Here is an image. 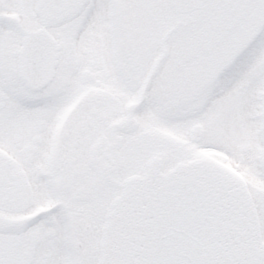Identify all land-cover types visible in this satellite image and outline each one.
Returning <instances> with one entry per match:
<instances>
[{
  "label": "flooded vegetation",
  "instance_id": "flooded-vegetation-1",
  "mask_svg": "<svg viewBox=\"0 0 264 264\" xmlns=\"http://www.w3.org/2000/svg\"><path fill=\"white\" fill-rule=\"evenodd\" d=\"M88 2L82 11H53L48 0H0V264H100L125 182L150 165L168 172L199 155L152 122L147 105L196 97L202 75V93L218 89L223 68L213 61L202 72L195 56L209 41H220L223 58L250 55L264 40V0H206L190 14H178L171 0ZM204 11L217 14L219 38L213 17L203 35L194 29ZM34 31L53 39L58 57L52 79L31 90L18 66L22 41ZM189 58L198 59L194 84L174 75ZM246 127L238 152L253 167L249 197L262 244L264 115Z\"/></svg>",
  "mask_w": 264,
  "mask_h": 264
},
{
  "label": "water",
  "instance_id": "water-1",
  "mask_svg": "<svg viewBox=\"0 0 264 264\" xmlns=\"http://www.w3.org/2000/svg\"><path fill=\"white\" fill-rule=\"evenodd\" d=\"M30 62L28 85L40 78ZM257 228L244 187L223 168L204 160L168 173L151 167L115 201L101 264H264Z\"/></svg>",
  "mask_w": 264,
  "mask_h": 264
},
{
  "label": "rangeland",
  "instance_id": "rangeland-1",
  "mask_svg": "<svg viewBox=\"0 0 264 264\" xmlns=\"http://www.w3.org/2000/svg\"><path fill=\"white\" fill-rule=\"evenodd\" d=\"M216 16L217 14H212L207 17H213L214 20L211 22L210 28L214 30L212 34L219 37L218 19ZM199 29L198 33L201 36L205 31L209 30V26L200 27ZM211 43L210 50L208 48L207 50H201V55H196V57L202 58V63L205 62L202 64V72H210L209 61L221 64L225 73H223L222 79L219 80L220 87L212 89L214 84L207 90V93L204 92V97H202L201 85L204 81L208 82L204 79L205 76L202 75L197 78L198 87L196 89L199 103L196 100H192L194 96L187 94V97H182L179 100H172L167 97L155 100L154 103L147 105L146 108L147 112H150L151 121L162 123L160 126L169 131L171 138L177 139L178 137L186 141L189 154L192 149H197V147H202L205 151H213L208 148H231L236 157H239L241 153L236 152L232 144L227 141V129L224 127H226V124L229 126H232V124L236 125L237 121L238 123L242 120L246 122L248 116L255 111L256 106L254 105L256 102L253 101V98L256 94L259 93L261 95L259 99H263L264 104V40L252 46L250 55L232 56L237 57L233 61L232 57L221 58L220 44L213 45L214 43ZM224 58H227V61H222ZM245 81L250 82V88L245 87ZM241 87H243V90L238 92ZM234 90L237 93L233 96L232 91ZM209 94L210 96H208ZM203 98L210 99L202 107L201 100H204ZM239 126L237 125L240 129ZM199 129L202 130V138L192 143L191 139L196 137V132ZM236 137L239 140L238 135ZM206 156L217 161L214 158L217 156L216 154H207ZM241 157H239L241 160L236 163L237 166L235 165V167L239 169L242 177L249 183L254 178L253 167L247 163L243 154H241ZM232 165L234 167L233 163Z\"/></svg>",
  "mask_w": 264,
  "mask_h": 264
},
{
  "label": "snow or ice",
  "instance_id": "snow-or-ice-1",
  "mask_svg": "<svg viewBox=\"0 0 264 264\" xmlns=\"http://www.w3.org/2000/svg\"><path fill=\"white\" fill-rule=\"evenodd\" d=\"M192 0H183L185 5L191 3ZM52 6L60 9H68L75 11L77 9L83 10L90 7L88 0H51ZM93 10L100 7L99 4H92ZM105 9L109 8L110 5L105 3L103 5ZM79 13L77 12V15ZM47 59V49L37 48L31 57V74L33 78L40 76L41 70L43 69ZM198 64L195 58H189L184 60L180 65L174 66V75L178 81H188L192 84L195 83V77L198 74Z\"/></svg>",
  "mask_w": 264,
  "mask_h": 264
}]
</instances>
